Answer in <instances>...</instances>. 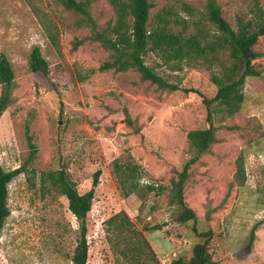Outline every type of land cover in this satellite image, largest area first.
I'll list each match as a JSON object with an SVG mask.
<instances>
[{
	"label": "rangeland",
	"instance_id": "obj_1",
	"mask_svg": "<svg viewBox=\"0 0 264 264\" xmlns=\"http://www.w3.org/2000/svg\"><path fill=\"white\" fill-rule=\"evenodd\" d=\"M150 1V21L173 4ZM218 1L236 29V16L251 1ZM186 2L202 9L206 0ZM90 13L101 30L115 23L108 0L94 1ZM78 20L56 0H0V54L8 56L16 75V101L0 120V164L7 171L20 168L31 157L30 140L37 149L9 185L11 215L0 235V264H74L79 227L68 200L56 191H41V174L60 169L80 194L92 189L101 171L87 217V264L189 260L203 241L194 227L214 233L212 264H264V36L255 46L260 58L254 61L262 75L246 79L241 111L217 124L219 141L212 154L191 168L184 199L197 221L180 223L178 208L170 205L171 188L191 157L189 131L208 127L203 97L217 93L210 72L189 67L173 72L148 54L147 65L183 89L172 92L142 81L135 70L101 72L110 54L90 40L92 30ZM47 25L58 32L59 47L50 42ZM79 40L84 42L76 47ZM36 46L49 64L48 74L29 68ZM127 114L132 126L125 122ZM240 156L246 176L241 187L236 179ZM116 160L140 166L138 194L124 198ZM147 186L156 190L149 192ZM121 212L141 234L111 228L108 221ZM143 238L149 246L142 245Z\"/></svg>",
	"mask_w": 264,
	"mask_h": 264
},
{
	"label": "trees",
	"instance_id": "obj_2",
	"mask_svg": "<svg viewBox=\"0 0 264 264\" xmlns=\"http://www.w3.org/2000/svg\"><path fill=\"white\" fill-rule=\"evenodd\" d=\"M94 1L96 0H56L66 10L75 12L79 16L77 22L79 26H86L92 30L90 38L92 42H98L109 52L110 60L105 62L99 71L135 70L140 74L142 81L157 85L161 90L169 92L183 90L179 84L171 83L154 67L147 65L146 56L152 53L162 65L173 72L181 71L185 67L208 70L211 82L217 87V93L213 98L203 97L208 127L189 131L187 139L191 157L185 162L177 180L173 181L170 194V205L178 208V222H196V212L184 199L185 187L191 176V168L204 156L212 154L213 145L218 143L217 124L225 122L241 111L245 100L246 79L262 75L254 61L260 58L255 46L264 36V0H249L251 4H247L248 10L236 16V29L224 17L218 0H206L202 9L192 6L186 0H170L173 4L163 7L151 21L153 4L150 0H108L114 9L116 20L114 24L102 30L90 13ZM45 28L52 45L59 47L58 32L49 25ZM83 42L79 40L75 46L78 47ZM29 68L33 72L49 73V64L38 46L32 49ZM15 90L16 75L13 64L8 56L2 53L0 54V120L16 101ZM184 91L191 90L184 89ZM125 122L129 126L134 123L128 114ZM30 147L31 157L20 168L7 171L0 164V235L11 215L8 206L9 185L23 173L26 165L34 160L37 149L31 140ZM236 165V179L241 187L246 180L243 156L237 159ZM114 167L124 198L138 194L141 187L138 176L140 166L131 163L122 164L116 160ZM100 175L101 171L96 172L92 189L80 194L76 183L65 169L41 174V191L44 194L56 191L65 196L69 210L77 220L79 230L77 246L72 258L74 264L88 263L87 217L92 210ZM146 189L149 192L156 190L153 186H147ZM160 191H165V188L161 187ZM209 214L210 210H208ZM108 224L120 232L135 228L125 212L114 215ZM194 230L203 241L193 247L192 257L189 260L178 258L170 264L213 263L209 252L213 231L210 229L199 233L196 227ZM134 232L141 234L137 230ZM254 237L253 231L248 247L253 244ZM143 244L149 246L145 238L142 240Z\"/></svg>",
	"mask_w": 264,
	"mask_h": 264
}]
</instances>
